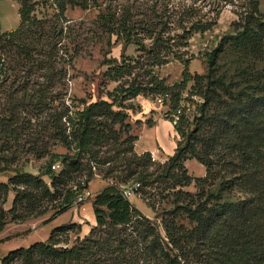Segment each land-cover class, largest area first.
Returning <instances> with one entry per match:
<instances>
[{"label":"trees","instance_id":"trees-1","mask_svg":"<svg viewBox=\"0 0 264 264\" xmlns=\"http://www.w3.org/2000/svg\"><path fill=\"white\" fill-rule=\"evenodd\" d=\"M59 16L69 6L87 8L90 0H54ZM101 5L99 0H93ZM105 10L96 19L106 35L104 76L119 82L110 99L83 101L48 113L33 139L41 157L43 130L48 131L73 155L50 152L38 173L8 160L12 132H19L0 117V149L8 153L0 163V234L10 221L24 222L47 212L45 201L59 194V184L83 166L86 159L91 177L99 170L109 183L93 198L97 223L81 237L82 226L69 223L56 227L48 241L19 247L0 259L1 264H264V13L261 0H220L236 5L239 18L233 30L206 52V70L192 73L185 68L182 80L168 84L158 68L173 60H185L190 39L216 25L214 17H197L186 7L172 14L168 3L160 1L139 6L138 0L120 4L104 0ZM182 8V7H180ZM33 6L23 1L20 25L4 34L9 59V75L0 78V88L10 75L22 70L52 73L46 78L56 83L55 62L64 26L32 19ZM141 16V17H140ZM29 22V23H28ZM176 23V28L172 24ZM176 29V33L172 34ZM178 30V31H177ZM180 30V31H179ZM114 44L122 45L121 57H108ZM141 55H128L131 46ZM71 55V54H70ZM71 55V59H72ZM192 53L190 59L194 58ZM143 60V61H142ZM187 61V60H186ZM48 64V67H45ZM188 64V62L186 63ZM146 67V69H145ZM140 73V70H144ZM140 76L142 78H140ZM140 78V79H138ZM153 95L168 104L167 117L178 135L175 151L164 162L152 153L135 151L137 136L129 133L125 101ZM28 95V94H26ZM34 94H30L31 97ZM28 98L24 95V99ZM29 104H32L28 101ZM46 112L45 108L39 112ZM119 126V127H117ZM127 134L123 138L122 132ZM198 160L206 167L204 176H192L186 162ZM60 164V170L53 168ZM156 164V167H152ZM45 176L53 180L52 189ZM140 183L139 191L157 201L163 196V230L156 219L144 214L123 191ZM194 183L195 190L186 187ZM82 190L70 188L49 219L74 205ZM14 191L13 205H4ZM165 203V204H166ZM76 230L73 244L60 235ZM164 231V232H163ZM68 237V236H67ZM65 242L66 245H61Z\"/></svg>","mask_w":264,"mask_h":264},{"label":"rangeland","instance_id":"rangeland-1","mask_svg":"<svg viewBox=\"0 0 264 264\" xmlns=\"http://www.w3.org/2000/svg\"><path fill=\"white\" fill-rule=\"evenodd\" d=\"M23 1L33 6L30 21L41 19L46 27H49L50 24H56L59 27L64 26V37L58 45L59 51L55 62L56 83L54 85L46 79L48 77L46 74L52 73V71L48 72L45 68L40 71L22 70L18 76L13 73L5 86L0 88V117L8 120L7 124L11 125V129L14 127L19 131L18 133L12 132V150L15 152L8 157V160H13L15 164L24 165L26 169L38 173L39 166L49 158L50 152L66 156L75 153L73 149L62 144L59 139L50 136L48 131L43 130V145L47 147L40 152L42 153L41 157L37 156L38 153L34 149L32 141L43 121L48 120V113L55 109L60 110L65 106H70L73 110L82 108L83 101H96L99 98L110 99L108 93L113 92L118 87L119 82L109 80L104 76L107 69V66L103 64L106 57L107 40L106 35L96 24L100 11L105 10L104 0H99L101 5H96L93 0H90L87 8L79 5L69 6L63 17L59 16V9L54 0H0V27L2 31H13L19 27L21 21L19 11L23 7ZM116 1L123 5L127 4V0ZM157 1L168 3L170 12L172 14L178 13L177 16L186 7L189 12L196 13L197 17L207 19L214 17L216 10L221 8V15L215 26L205 32H196L192 35L189 53L185 55V60H173L158 68L160 76L165 78L168 84L181 81L186 67L192 73H203L207 65L206 52L218 45L224 33L233 30L232 24L239 18L235 12L239 1L232 4L220 0H138L137 4L142 9V6ZM261 10L264 13V0H261ZM176 25L173 23L172 27L176 28ZM175 33L176 29L173 30L172 34ZM121 53L122 45L114 44L108 57H121ZM127 53L130 56L141 55L135 45L131 46ZM192 53L195 57L190 59ZM70 54L73 56L72 59ZM187 62L188 64H186ZM45 67H48V64H45ZM145 69L140 70V73L143 74ZM140 78L142 77L140 76ZM30 94H34L31 97L32 101L29 97ZM24 95L28 98L24 99ZM28 101L32 104H29ZM125 104L128 106L130 115L125 123L130 125L128 134L132 136L139 137L144 129L157 122L162 125L166 120L171 122L167 117L170 108L159 97L141 94L125 101ZM41 108H45L46 112H39ZM168 129V140L176 146L178 135L174 124L173 128ZM126 135L123 131V138ZM3 141H5L4 135L0 134V144ZM7 154L0 149V163L6 160L5 155ZM152 155L157 162H164L169 158L162 150L153 151ZM186 165L189 173L194 177L206 174V167L196 159L188 160ZM152 167H156V164H153ZM93 171L96 174L92 175L88 185L91 192L88 199L93 198L109 183L103 174H97L99 170L93 168ZM73 174V176H71L72 174L67 175L65 181H61L56 199L45 201L42 207H47V212L44 215L31 217L24 222H9L0 234V259L19 247H28L38 241H48L52 231L58 225H68L74 216L79 215V210L73 209L76 206L74 204L67 211L57 216V218L60 216V219H49L59 210V205L67 195V190L73 189L76 184L82 185L84 180L86 181L91 177L86 159L83 161V166ZM44 178L53 189V180L47 176ZM0 180L7 182L8 177L1 176ZM186 189L194 191V183ZM14 196V191H11L4 205L7 211L13 205ZM157 199L154 201L142 191H137L130 198L132 203L144 214L156 219L160 224V229L163 230L161 218H157L158 213L162 210V206H169L170 204L166 203L163 196ZM76 230H70L59 237L60 239L68 238L69 245H71L76 237ZM61 245H66V243L62 242Z\"/></svg>","mask_w":264,"mask_h":264},{"label":"crops","instance_id":"crops-1","mask_svg":"<svg viewBox=\"0 0 264 264\" xmlns=\"http://www.w3.org/2000/svg\"><path fill=\"white\" fill-rule=\"evenodd\" d=\"M170 127L173 128V124L166 120L163 125L157 122L153 126L144 129L135 142V151L139 154H142L146 151H150L152 153L153 151L157 152L162 150V152L167 157L172 155L176 146L174 143H171L168 140L169 137L167 135V131ZM73 209L79 210L80 213L79 215L77 214L74 216V219L71 221V223L81 224L82 229L79 235L84 237L97 223L93 202L91 199H88L84 203L73 207ZM55 219H60V216L58 218L56 217ZM61 225L63 224L58 226Z\"/></svg>","mask_w":264,"mask_h":264},{"label":"built area","instance_id":"built-area-1","mask_svg":"<svg viewBox=\"0 0 264 264\" xmlns=\"http://www.w3.org/2000/svg\"><path fill=\"white\" fill-rule=\"evenodd\" d=\"M5 33L6 32L2 31L0 27V78L6 77L10 72L9 71V59H8V56H7L5 47H4V34ZM152 159L156 160L153 157V155H152ZM53 168L60 170L62 168V165L57 164V165H54ZM140 186L141 185L138 182L131 186L128 185L126 189L124 190L125 197L130 199L132 195L136 194ZM81 187H82V190L80 191V193L77 194L75 201H74V204L76 206L84 203L91 195V192L89 191L85 180L82 182ZM78 189H79V184H76L73 187V190H78Z\"/></svg>","mask_w":264,"mask_h":264},{"label":"water","instance_id":"water-1","mask_svg":"<svg viewBox=\"0 0 264 264\" xmlns=\"http://www.w3.org/2000/svg\"><path fill=\"white\" fill-rule=\"evenodd\" d=\"M123 193H124V191H123Z\"/></svg>","mask_w":264,"mask_h":264}]
</instances>
